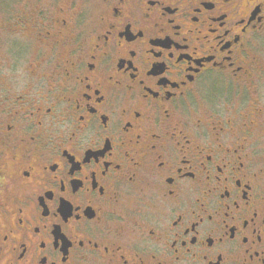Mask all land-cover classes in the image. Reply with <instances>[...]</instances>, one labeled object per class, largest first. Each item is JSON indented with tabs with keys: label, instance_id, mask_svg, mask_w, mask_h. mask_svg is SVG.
<instances>
[{
	"label": "flooded vegetation",
	"instance_id": "obj_1",
	"mask_svg": "<svg viewBox=\"0 0 264 264\" xmlns=\"http://www.w3.org/2000/svg\"><path fill=\"white\" fill-rule=\"evenodd\" d=\"M0 264H264V0L8 8Z\"/></svg>",
	"mask_w": 264,
	"mask_h": 264
},
{
	"label": "rangeland",
	"instance_id": "obj_2",
	"mask_svg": "<svg viewBox=\"0 0 264 264\" xmlns=\"http://www.w3.org/2000/svg\"><path fill=\"white\" fill-rule=\"evenodd\" d=\"M19 0H0V16L4 15L8 8L13 10L15 7L18 8Z\"/></svg>",
	"mask_w": 264,
	"mask_h": 264
}]
</instances>
